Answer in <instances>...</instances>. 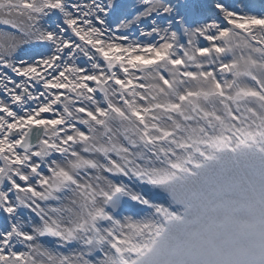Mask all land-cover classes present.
<instances>
[{
  "label": "snow or ice",
  "instance_id": "obj_1",
  "mask_svg": "<svg viewBox=\"0 0 264 264\" xmlns=\"http://www.w3.org/2000/svg\"><path fill=\"white\" fill-rule=\"evenodd\" d=\"M0 264H264V0H0Z\"/></svg>",
  "mask_w": 264,
  "mask_h": 264
}]
</instances>
